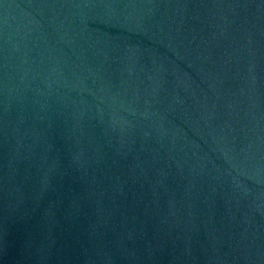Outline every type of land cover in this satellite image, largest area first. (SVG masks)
<instances>
[{"label":"water","instance_id":"95a60500","mask_svg":"<svg viewBox=\"0 0 264 264\" xmlns=\"http://www.w3.org/2000/svg\"><path fill=\"white\" fill-rule=\"evenodd\" d=\"M0 264H264V0H0Z\"/></svg>","mask_w":264,"mask_h":264}]
</instances>
